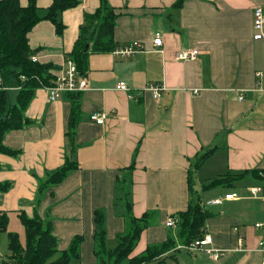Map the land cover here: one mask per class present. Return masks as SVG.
Masks as SVG:
<instances>
[{"label": "crops", "instance_id": "1", "mask_svg": "<svg viewBox=\"0 0 264 264\" xmlns=\"http://www.w3.org/2000/svg\"><path fill=\"white\" fill-rule=\"evenodd\" d=\"M21 2L28 4V0ZM110 2L120 12L116 40L121 44L140 41L143 49L131 57L91 55L78 126L80 168L51 187L38 208L44 216L51 207L60 250L75 235H84L82 264H97L93 250L96 209H105L110 241L124 230L114 203L115 180L120 168L131 163L138 145L133 212L140 217L157 211L158 218L142 233L134 254L166 239L167 220L191 198L188 182L196 189L193 173L212 158H217L212 168L218 164L222 168L216 177L229 171L264 170V90L256 88L255 75L258 70L264 72V52L262 43L253 38V11L264 0H183L179 5L177 0ZM50 3L38 0L41 8ZM99 3L82 0L80 6L64 11L63 35L56 33L50 20L36 24L29 40L33 49L40 47L37 59L59 65L55 73H60L66 64L64 52L72 48L84 13L94 11ZM157 32L163 35L162 46L154 45ZM182 48L198 49L197 59L177 60L175 53ZM120 81L127 83L132 97L116 88ZM260 83L264 88V77ZM149 86L163 87L161 96L155 98ZM65 94L51 101L47 89L38 88L26 110L35 123L6 134L5 144L21 153H0V181L12 182L10 190L0 194V210L17 217L19 211L34 216L35 176L42 177L64 162L71 106ZM94 112L107 113L103 124L91 120ZM214 147L191 173L197 156ZM238 182H242L238 190L235 185H221L199 194L213 212L206 232L213 236L212 246L223 251L221 255L212 258L203 250L187 251L200 253L176 257L175 264H262L264 197L253 195L251 187H262L264 181L248 173ZM228 193L239 198L208 203ZM171 229L175 233L176 228Z\"/></svg>", "mask_w": 264, "mask_h": 264}, {"label": "trees", "instance_id": "2", "mask_svg": "<svg viewBox=\"0 0 264 264\" xmlns=\"http://www.w3.org/2000/svg\"><path fill=\"white\" fill-rule=\"evenodd\" d=\"M182 1L177 0L175 5H179ZM99 2V6L94 11L84 13L83 22L79 26V33L72 48L64 52L66 61L72 60L83 77H87L90 71L91 55L115 54L116 49L126 45L118 42L115 37L120 12L110 0H99ZM81 3L82 0H51L46 8H41L38 0H28L26 5L22 4L21 0H0V81L3 86L8 87V89L0 88V153L10 156L20 155V149L5 144L6 134L35 123L26 115V110L36 90L52 85L56 77L55 71L61 68L53 62L33 59V56L40 51V47L36 49L31 47L30 31L40 21L50 20L55 25L56 33L63 35L66 29L62 21L63 12L76 8ZM13 89L18 91L14 101L10 96V91ZM82 96V91L65 94L71 106L66 122L64 162L56 169L46 171L42 177L35 176L38 187L33 201L34 216H29L24 211L18 213L25 227V242L21 241L19 233L9 232L10 254L2 260L3 264H72L74 260L82 264L81 246L85 239L84 235H75L69 246L60 250L58 237L54 233L51 207H48L44 216L38 211L48 190L64 182L74 170L80 168L76 153L78 126L82 120ZM139 146L135 149L131 163L120 168V175L115 180L118 196L114 199V203L118 215L124 220L125 227L123 231L116 233L113 241L108 237L105 209L98 208L94 211L93 250L97 264H167L169 258L176 260V255L172 252L180 250L182 248L179 247L180 245H189L207 234V220L213 216V212L207 209L200 196H194L195 190L192 182L189 181L191 198L187 206L172 214L178 218L175 233L170 227L165 240L150 243L143 251L134 254L142 233L152 225L155 216V211H147L140 217L133 212V174ZM214 149L215 147L210 148L198 155L194 169L189 171L193 173L198 169ZM248 173L264 181V170L245 169L229 171L208 180L203 188L208 190L221 185H235ZM260 185L264 188V184ZM11 187V181H0V194L6 193ZM8 226V211L0 210V239L2 233L8 231Z\"/></svg>", "mask_w": 264, "mask_h": 264}, {"label": "built area", "instance_id": "3", "mask_svg": "<svg viewBox=\"0 0 264 264\" xmlns=\"http://www.w3.org/2000/svg\"><path fill=\"white\" fill-rule=\"evenodd\" d=\"M253 28L254 34L253 38L256 41H260L263 45L264 52V5H259L254 8L253 11ZM164 43L163 35L161 32H157L154 38L155 46H162ZM143 49V45L140 41H134L130 44H126L115 50V55L120 57H131L134 56L137 50ZM199 50L196 48H182L176 51L175 58L180 61H188V60H196L199 55ZM34 60H37V56H33ZM257 81V89L264 90L261 86V79L264 77V72L262 70H258L255 73ZM88 82L86 77H83L79 74L78 68L76 64L72 60H67L65 66L61 69L60 73L56 74V77L53 81V84L47 86L46 89L49 93V99L51 101L58 100L62 98L65 93L68 92H76V91H85L87 89ZM0 88L8 89V87L3 86L0 81ZM116 88L118 90L131 91L130 87L126 82L120 81ZM151 90L155 98H159L161 96V90L163 87L158 86H149L147 88ZM132 97V95H130ZM243 98V96H240ZM92 121H95L98 124H103L107 118L106 112H94L90 116ZM251 193L253 195H263L264 197V188L260 186L251 187ZM239 198L237 193H228L224 197H216L209 201L210 204H219L222 203L224 199H237ZM178 223L177 217H169L166 222V225L171 228H176ZM262 224L257 223L256 226L260 227ZM241 240V239H240ZM213 244V236L207 233L203 238L196 239L189 245H180L179 247L186 248L190 251L195 250H203L210 257L218 258L223 252L220 248L212 246ZM260 251L262 252V264H264V239H262L259 243Z\"/></svg>", "mask_w": 264, "mask_h": 264}, {"label": "rangeland", "instance_id": "4", "mask_svg": "<svg viewBox=\"0 0 264 264\" xmlns=\"http://www.w3.org/2000/svg\"><path fill=\"white\" fill-rule=\"evenodd\" d=\"M51 49L54 50V46H51ZM128 94H132L131 91H127ZM18 91L16 89H13L10 91V96H11V100L14 101L16 96H17ZM217 158L214 157L211 160H209L208 162H206L203 167L198 171L196 170L195 173H193V181H194V185H195V192H194V196L197 197L199 196V194H204L205 192L209 191L207 189H204L203 185L205 182H207L208 180L214 179L216 178L217 172L220 170H222L220 164H218L217 168H212V166L215 164ZM223 172V171H221ZM223 186V185H222ZM233 187V186H232ZM242 187V182H236L235 183V187L234 189L238 190ZM223 187H216V189H221ZM9 215V226H8V231L2 233L1 235V239H0V264H3V259H6L7 256L10 254V250H9V232H17L20 235V239L21 241L24 243L25 242V227L23 226V224L21 223V220L19 219V217L16 216V213H8ZM155 219L158 218V214L156 211L155 214ZM186 248H181L180 250H176L174 252H172L173 254L176 255V257H182L183 256H187V257H195V253L199 254V251H196L195 253H193L192 255L189 254ZM194 252V251H192ZM181 259V258H180ZM175 259L173 258H169L168 259V264H175ZM72 264H80L79 261L74 260L72 262Z\"/></svg>", "mask_w": 264, "mask_h": 264}]
</instances>
